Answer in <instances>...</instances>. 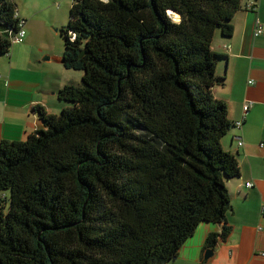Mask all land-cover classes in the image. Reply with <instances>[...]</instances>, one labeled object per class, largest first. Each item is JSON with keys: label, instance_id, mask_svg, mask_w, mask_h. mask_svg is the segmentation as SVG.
<instances>
[{"label": "trees", "instance_id": "obj_1", "mask_svg": "<svg viewBox=\"0 0 264 264\" xmlns=\"http://www.w3.org/2000/svg\"><path fill=\"white\" fill-rule=\"evenodd\" d=\"M241 1H72L63 63L82 84L0 142V264H167L202 222L223 224L205 250L228 238L239 164L212 42L233 35ZM15 11L0 0V55Z\"/></svg>", "mask_w": 264, "mask_h": 264}, {"label": "crops", "instance_id": "obj_2", "mask_svg": "<svg viewBox=\"0 0 264 264\" xmlns=\"http://www.w3.org/2000/svg\"><path fill=\"white\" fill-rule=\"evenodd\" d=\"M11 1L26 20V36L0 55V142L26 139L42 124L35 108L59 113V89L79 86L83 77V71L64 66L59 41L65 21L49 13L57 10V1L70 0ZM253 1L254 9L249 7ZM232 22L233 35L225 38L217 32L212 42L222 56L217 73L225 77L213 93L227 104L232 122L223 145L239 164V174L226 184L232 210L225 224L231 231L205 260L206 238L220 232L223 224L202 222L167 264H201V259L205 264H264V0H242ZM260 26L263 31L258 33ZM245 104H250L247 112ZM239 120L242 124L237 126Z\"/></svg>", "mask_w": 264, "mask_h": 264}, {"label": "built area", "instance_id": "obj_3", "mask_svg": "<svg viewBox=\"0 0 264 264\" xmlns=\"http://www.w3.org/2000/svg\"><path fill=\"white\" fill-rule=\"evenodd\" d=\"M256 6V1H253L251 4H250V8H255ZM15 17L17 19V31L15 32V34L12 36V44H15V43H21L24 41L25 39V36H26V20L22 17L19 16L18 12L15 11ZM263 30L261 28V26L258 28L257 32L258 33H261ZM250 108V104H245L243 106V110L244 112H247ZM242 124V120H239L236 122V125L237 126H240ZM239 144L241 145L242 144V141L239 142ZM263 145V144H262ZM251 182H247L246 183V186H251ZM262 210L264 211V203H263V206H262Z\"/></svg>", "mask_w": 264, "mask_h": 264}, {"label": "rangeland", "instance_id": "obj_4", "mask_svg": "<svg viewBox=\"0 0 264 264\" xmlns=\"http://www.w3.org/2000/svg\"><path fill=\"white\" fill-rule=\"evenodd\" d=\"M72 1H57L56 6H57V10H53L51 9L49 11L50 15L53 17V19H62L63 21H65V24H67L68 20H69V14H70V7L72 5ZM61 40V39H60ZM63 46L64 47V43L63 41H59V46ZM81 83V82H80Z\"/></svg>", "mask_w": 264, "mask_h": 264}, {"label": "water", "instance_id": "obj_5", "mask_svg": "<svg viewBox=\"0 0 264 264\" xmlns=\"http://www.w3.org/2000/svg\"><path fill=\"white\" fill-rule=\"evenodd\" d=\"M84 54V50L80 52V56ZM213 254V249H207L205 252V259H208Z\"/></svg>", "mask_w": 264, "mask_h": 264}]
</instances>
